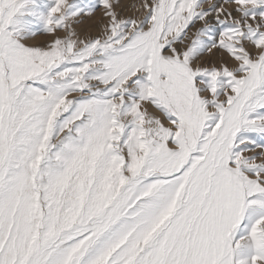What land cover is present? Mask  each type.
Returning a JSON list of instances; mask_svg holds the SVG:
<instances>
[{
    "label": "snow or ice",
    "instance_id": "6c2138e0",
    "mask_svg": "<svg viewBox=\"0 0 264 264\" xmlns=\"http://www.w3.org/2000/svg\"><path fill=\"white\" fill-rule=\"evenodd\" d=\"M0 264H264V0H0Z\"/></svg>",
    "mask_w": 264,
    "mask_h": 264
}]
</instances>
